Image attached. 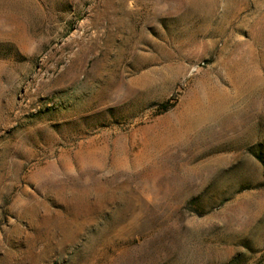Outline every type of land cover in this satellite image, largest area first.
Instances as JSON below:
<instances>
[{
  "label": "rangeland",
  "instance_id": "rangeland-1",
  "mask_svg": "<svg viewBox=\"0 0 264 264\" xmlns=\"http://www.w3.org/2000/svg\"><path fill=\"white\" fill-rule=\"evenodd\" d=\"M0 264H264V0H0Z\"/></svg>",
  "mask_w": 264,
  "mask_h": 264
}]
</instances>
